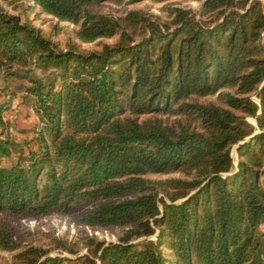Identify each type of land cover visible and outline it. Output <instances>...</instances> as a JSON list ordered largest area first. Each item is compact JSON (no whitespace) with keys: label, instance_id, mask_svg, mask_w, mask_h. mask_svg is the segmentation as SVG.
<instances>
[{"label":"trees","instance_id":"obj_1","mask_svg":"<svg viewBox=\"0 0 264 264\" xmlns=\"http://www.w3.org/2000/svg\"><path fill=\"white\" fill-rule=\"evenodd\" d=\"M31 1L78 25L83 43L117 39L56 50L29 18L0 7V71L30 82L39 118L36 148L8 165L14 142L0 136V218L62 213L123 228L117 242L89 238L86 264H264L261 1L196 0L198 12L165 6L163 23L138 10L117 19L93 10L122 0ZM173 173L181 176L146 177ZM19 245L0 220V251ZM67 261L30 247L12 264Z\"/></svg>","mask_w":264,"mask_h":264},{"label":"rangeland","instance_id":"obj_2","mask_svg":"<svg viewBox=\"0 0 264 264\" xmlns=\"http://www.w3.org/2000/svg\"><path fill=\"white\" fill-rule=\"evenodd\" d=\"M264 7V0H260ZM167 4V5H164ZM201 1L196 0H169L156 2L154 0H142L135 3H128L127 0L121 2L104 1L94 6L93 10L114 18H120L132 10L141 11L145 16L156 19L159 22H169V10L167 7H179L198 12ZM16 6V9L13 8ZM0 7L8 13L19 14L22 18H29L35 27L42 34L51 40L56 50H63L69 46H76L79 51L99 50L103 44H112L117 37L101 38L91 43H83L76 38L75 32L78 25L67 21H58L55 17L43 13L31 0H17L12 5L0 0ZM146 32L144 27L138 28L133 35L135 41H139L141 34ZM262 42L264 44V30L262 32ZM36 76L44 77V73L39 69L34 70ZM26 79L10 78L6 79L3 71H0V104L6 106L2 113L5 129H0V136H8L13 142L12 153L3 160V165L15 162L19 155H27L30 148H36L35 129L39 125V118L34 110V98L26 92V87L30 86ZM256 94H253V99ZM214 99V97L200 98L199 101ZM252 123V118H248ZM234 147V146H233ZM233 161L237 160V153L233 151ZM180 173L168 175H147V178L161 179L166 177H179ZM74 215L52 213L38 218H18L16 216L3 215L0 218L14 235L20 248L13 251H0V264H12L13 254L30 247H37L46 251L49 256H61L69 258L65 264H86V258L91 257L89 250V238L97 241L117 242L123 233L121 227H93L78 223ZM264 231V225L260 226ZM154 235L148 239H154ZM143 239L139 237L131 240L138 243ZM264 259V251H263Z\"/></svg>","mask_w":264,"mask_h":264},{"label":"water","instance_id":"obj_3","mask_svg":"<svg viewBox=\"0 0 264 264\" xmlns=\"http://www.w3.org/2000/svg\"><path fill=\"white\" fill-rule=\"evenodd\" d=\"M263 83H264V82H263ZM263 83H262V84H263ZM262 84H261V85H262ZM260 87H261V86H260ZM255 97L257 98V96H256V95H255ZM256 102H258V103H259V102H260V100L257 98V99H256ZM260 111H261V109L259 108V110H258L257 114H259V113H260ZM252 119L254 120V121H252V123H253L254 125H256V126H257V122H256V116L252 117ZM257 131H258V130H255V132H254V133H256ZM254 133H253V134H254ZM253 134H252V135H253ZM248 138H249V137L245 138L244 140H246V139H248ZM233 151H235V152L237 151V145H235V146L232 148L231 154H233ZM234 165H235V166H237V160H236V161H234Z\"/></svg>","mask_w":264,"mask_h":264}]
</instances>
